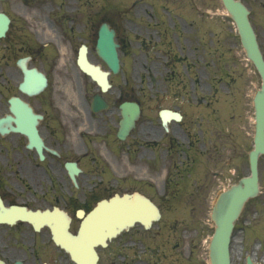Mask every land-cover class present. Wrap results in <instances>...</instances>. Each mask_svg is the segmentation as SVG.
Listing matches in <instances>:
<instances>
[{
  "label": "rangeland",
  "instance_id": "374dc122",
  "mask_svg": "<svg viewBox=\"0 0 264 264\" xmlns=\"http://www.w3.org/2000/svg\"><path fill=\"white\" fill-rule=\"evenodd\" d=\"M30 1L38 8L31 22L35 43L36 35L42 39L48 36L44 33L50 29L45 15L48 11L53 13L48 9L49 5L75 6L72 11L63 9L65 14L58 11L51 15L62 22V33L70 37L69 42L62 43L66 51L65 65L51 44L39 52L40 60L37 61L48 73L50 82L45 93L31 102L36 106L42 104L39 109L45 111V117L40 122V129L51 142L56 139L64 142L73 155H79L85 147L100 157L111 151L118 158L117 170L127 172V156L133 160L142 150L149 151L153 146L157 150L155 144L144 140L159 139L167 134L157 122L159 106L184 113L185 120L169 125V135L182 146L176 152L168 153L166 159L163 156L161 171L164 179L169 159L185 161L174 162L172 166V181L180 182L181 187L170 189L174 195L168 201L162 196L164 190L159 195L146 187L159 204L161 218L148 230L135 225L113 238L107 247H97V264H207V241L213 228L209 217L212 201L222 188L248 173L247 152L252 147L253 135L252 96L260 85L258 73L246 59L239 43L235 25L224 15L219 0H193L195 5L203 2L205 13L199 14L191 13L185 0ZM12 2L8 0L5 6ZM247 5L264 56V0H248ZM101 8L108 11L112 23L118 25L120 71L111 74L112 86L103 93L109 108L90 113L88 104L97 87L87 76L74 71L69 62L74 60L79 42L88 41V15L98 11L99 17ZM169 8L172 11H168ZM70 17L75 18V23L68 21ZM166 31L170 35L168 43L163 40ZM149 40L153 44L146 45ZM89 42L91 59L105 67L93 50L94 37ZM169 43L175 52L187 59L190 72H185L178 63L175 69L179 74L168 80L161 77L159 71L164 72L166 60L165 52L161 50ZM52 59L59 60L54 71H51ZM124 92L139 101L143 108L127 139L129 152L115 139L120 118L118 104L125 99ZM216 120L224 124L220 133L212 131ZM185 131L195 134L198 148L192 150L185 146ZM210 137L220 146L204 152L203 144ZM161 139L164 155L166 136ZM221 144H225L223 148ZM197 152L200 154H195ZM189 155L194 163L188 162L186 157ZM137 165L142 168L138 160L131 164L134 175ZM188 171L192 174L186 179ZM215 171L218 173L213 176ZM258 171L262 194L247 202L236 223L230 244L231 264H244L247 254H255L256 260L264 264V155L259 158ZM111 175L119 180L114 189L134 188V179L120 180L116 173ZM77 225L78 220H73V231ZM5 238L14 243L11 236ZM23 246L30 254V246ZM21 257V251L6 255L9 264ZM43 259L48 260V264H72L67 254L57 250L52 243L48 256L43 255Z\"/></svg>",
  "mask_w": 264,
  "mask_h": 264
},
{
  "label": "flooded vegetation",
  "instance_id": "af4514ba",
  "mask_svg": "<svg viewBox=\"0 0 264 264\" xmlns=\"http://www.w3.org/2000/svg\"><path fill=\"white\" fill-rule=\"evenodd\" d=\"M29 1L18 0L5 9L0 7L10 19L5 36L0 38V117L9 112L7 99L18 91L17 85L22 76L21 68L17 62L18 59L25 58L27 67H32L35 65V61L40 60V55L34 48L30 27L35 10L33 4H30ZM185 3H187L191 13L204 10L203 2L201 5H195L193 0H185ZM56 8L63 12L61 9L72 11L75 6L65 4ZM51 23L54 24V21ZM90 29L89 41H91L94 33V28L90 27ZM173 60V58L168 60L167 67H171ZM54 67L53 62L51 71H54ZM168 72L174 74L172 69L165 71V73ZM160 74L162 75V73ZM37 97L23 96L29 104L41 112L44 118L45 111L39 109L42 104L36 106L31 102V99ZM171 140L172 138L169 141ZM44 141L48 148L56 151V154H52L48 149H45V159L39 161L35 149L27 146L26 138L23 135L15 132L0 134V218L4 216H23L16 209H11L7 214H2V206L5 208L25 207L26 210H43L51 208L53 205L64 207L61 200L65 202L66 189L72 191L69 200L72 201L73 205L78 204L79 201L86 204L97 200L113 186L112 182L114 180H118L110 175L112 172H119L116 166L118 158L115 155L109 154L104 156L105 159H103L99 154L85 155L90 153V151H86L84 155L74 159L81 167V172L77 175V185L73 186L70 182L67 183L65 162L69 151L66 149L64 142L58 139L53 143L45 137ZM152 141L158 144L160 140ZM108 160L115 164L116 169L112 168ZM137 160L142 168L137 165L135 167L137 172L134 175L131 164L136 163ZM161 166V146L155 151L142 150L134 156L133 160H130L129 156L126 157V167L129 170L124 172V179H134L133 184L135 186L133 189L160 188L162 185L160 179ZM167 182L169 185L172 184L170 179ZM48 233L47 228H42L36 233L29 221L17 218L12 225L0 223V247L4 251L9 250L10 241L5 236H31L32 241L27 239L25 243L34 244L36 235L39 237L40 242H44L48 238ZM21 264H34V262L25 260Z\"/></svg>",
  "mask_w": 264,
  "mask_h": 264
},
{
  "label": "water",
  "instance_id": "95a60500",
  "mask_svg": "<svg viewBox=\"0 0 264 264\" xmlns=\"http://www.w3.org/2000/svg\"><path fill=\"white\" fill-rule=\"evenodd\" d=\"M226 10L236 23L240 41L245 49L247 57L256 66L262 83L253 97L254 106V136L253 148L248 153L250 166V175L242 177L236 184L222 191L213 206L211 214L215 224L214 234L209 244V261L210 264H229L228 243L230 232L233 227V221L238 217L244 202L247 198L254 197L258 193L257 184V157L264 152V61L259 51L255 34L248 21V10L240 0H222ZM7 18L0 13V35H3L7 27ZM114 31L107 24H102L98 30V38L96 42L97 54L106 62L109 69L117 72L119 69V60L117 56V44L113 40ZM81 68L88 73L104 91L108 87L107 71H101L98 66L90 64L85 55V48L81 47L78 57ZM26 79V80H25ZM21 83V88L28 92L37 93L46 84L45 77L36 71V69L25 70V77ZM92 109L99 110L106 107L103 99L99 95H95L92 101ZM122 118L119 121L117 136L124 138L134 125L135 119L138 117L139 108L137 103L125 101L119 106ZM10 109L15 114L13 117L15 126H11L13 130L20 131L27 135L29 143L34 144L38 150L41 149V139L37 134L36 123L38 115L32 113V110L19 99L10 100ZM160 116L163 122L171 117L179 118L177 113L170 110H162ZM11 117L0 120V124L5 120H11ZM5 127H0L1 132H5ZM69 173L75 172L74 163L67 165ZM113 199L109 201H101L98 205L86 215L79 226L76 235L68 232L69 219L62 214L57 218L46 219L44 222L50 227L53 241L64 248L73 259L75 264H95L97 260L94 246L100 244L104 246L105 240L114 237L122 229H126L135 221L141 222L146 228L149 227L153 219L159 217L156 207L145 201L144 205L150 210L148 216L125 215L121 207H114ZM10 222L12 219L9 220ZM37 228L39 224L33 223ZM247 264H253L249 257L246 258ZM257 264V263H256Z\"/></svg>",
  "mask_w": 264,
  "mask_h": 264
},
{
  "label": "bare ground",
  "instance_id": "6f19581e",
  "mask_svg": "<svg viewBox=\"0 0 264 264\" xmlns=\"http://www.w3.org/2000/svg\"><path fill=\"white\" fill-rule=\"evenodd\" d=\"M254 258V256H252Z\"/></svg>",
  "mask_w": 264,
  "mask_h": 264
}]
</instances>
